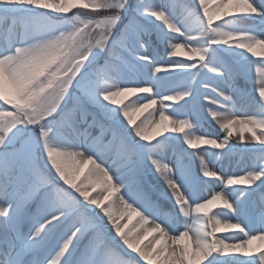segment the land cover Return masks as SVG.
Masks as SVG:
<instances>
[{
	"label": "snow or ice",
	"instance_id": "1",
	"mask_svg": "<svg viewBox=\"0 0 264 264\" xmlns=\"http://www.w3.org/2000/svg\"><path fill=\"white\" fill-rule=\"evenodd\" d=\"M0 264H264V0H0Z\"/></svg>",
	"mask_w": 264,
	"mask_h": 264
},
{
	"label": "bare ground",
	"instance_id": "2",
	"mask_svg": "<svg viewBox=\"0 0 264 264\" xmlns=\"http://www.w3.org/2000/svg\"><path fill=\"white\" fill-rule=\"evenodd\" d=\"M254 59H260V57H255ZM157 116H158V113H157ZM141 119L143 118V117H140ZM206 128V127H205ZM203 130H205V129H203ZM221 135V138H222V136H223V133H221L220 134ZM245 135L247 136V135H249L248 133H245ZM233 141L236 143V140H235V138H233ZM237 160L239 159V156L238 155H236V157H235ZM217 167H219V165H217ZM225 167H227V162H225ZM233 170H235V168L233 167ZM218 235H222V234H218Z\"/></svg>",
	"mask_w": 264,
	"mask_h": 264
},
{
	"label": "rangeland",
	"instance_id": "3",
	"mask_svg": "<svg viewBox=\"0 0 264 264\" xmlns=\"http://www.w3.org/2000/svg\"><path fill=\"white\" fill-rule=\"evenodd\" d=\"M205 130L212 131L213 133H215L218 131V128L214 124H212V125H206ZM232 142L235 143L234 141Z\"/></svg>",
	"mask_w": 264,
	"mask_h": 264
}]
</instances>
